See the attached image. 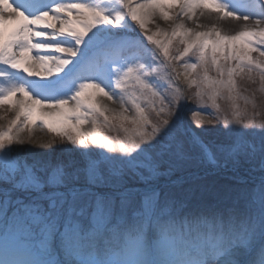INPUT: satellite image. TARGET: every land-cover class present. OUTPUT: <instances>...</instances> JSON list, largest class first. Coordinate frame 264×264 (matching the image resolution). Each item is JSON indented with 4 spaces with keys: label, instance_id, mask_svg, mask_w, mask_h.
Here are the masks:
<instances>
[{
    "label": "snow or ice",
    "instance_id": "snow-or-ice-1",
    "mask_svg": "<svg viewBox=\"0 0 264 264\" xmlns=\"http://www.w3.org/2000/svg\"><path fill=\"white\" fill-rule=\"evenodd\" d=\"M257 94L264 0H0V264H264Z\"/></svg>",
    "mask_w": 264,
    "mask_h": 264
},
{
    "label": "rangeland",
    "instance_id": "rangeland-1",
    "mask_svg": "<svg viewBox=\"0 0 264 264\" xmlns=\"http://www.w3.org/2000/svg\"><path fill=\"white\" fill-rule=\"evenodd\" d=\"M235 30L233 27L231 28H227L226 32H231ZM186 91H194V90H187ZM264 99V97H262L260 94H257L256 97V102L257 104H259L261 102V100ZM217 103L220 104V108L221 111H227L231 112V108L228 102L224 101V100H219L217 101ZM240 107L241 109H243L245 106L243 104V102H240ZM249 112L252 111L251 106H248L247 109ZM195 111V102L193 101H189L188 105L186 106L185 109V115L186 118L192 123L193 127H196L195 121L198 119V117H196L195 115H193ZM259 119H264V115H262L261 117L258 118ZM7 124V120H0V125H6ZM201 127L204 128H208V129H215V128H222L223 124H220L218 126H213V125H207V124H203L201 125ZM109 135H114V133H108ZM37 139L39 140V142L43 143L45 142L48 138H49V134L46 131H40V130H36L35 133ZM258 136L259 133H250L249 134V139H253V140H258ZM207 140H211L213 143H218V142H223V137L221 136V134L218 131H210L207 136H206ZM40 151H46L44 149H40ZM56 155H59V150H57ZM260 171H259V165L258 162L255 165L252 164H243L241 169H240V173H239V179L237 180V184L240 186H247L251 183H253L255 180L258 179V177L260 176Z\"/></svg>",
    "mask_w": 264,
    "mask_h": 264
},
{
    "label": "bare ground",
    "instance_id": "bare-ground-1",
    "mask_svg": "<svg viewBox=\"0 0 264 264\" xmlns=\"http://www.w3.org/2000/svg\"><path fill=\"white\" fill-rule=\"evenodd\" d=\"M212 21H215L217 25L221 27L224 31H226L227 28L229 29L231 27H233L234 29L238 28V25L234 21H231V20L219 21V20H216L215 17H212V16L205 15V16H202L200 20V22L204 24H208Z\"/></svg>",
    "mask_w": 264,
    "mask_h": 264
}]
</instances>
